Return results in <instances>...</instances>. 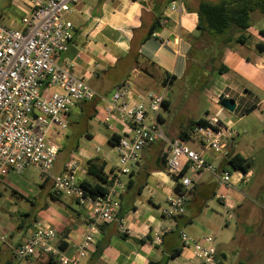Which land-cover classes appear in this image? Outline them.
Listing matches in <instances>:
<instances>
[{
	"label": "crops",
	"instance_id": "0c3cea01",
	"mask_svg": "<svg viewBox=\"0 0 264 264\" xmlns=\"http://www.w3.org/2000/svg\"><path fill=\"white\" fill-rule=\"evenodd\" d=\"M202 1L218 0H83L75 6L70 12L77 17L75 23L71 22L73 37L57 61L85 82L98 80L99 86L93 88L97 93L95 98L79 103L66 115L67 128L83 121L85 126L80 139L70 144L68 129L51 135L53 138H50L60 146L52 174L62 173L71 156L77 158L78 181L90 180L86 165L94 157L106 163L104 171L110 174L115 169L117 155L108 139L127 133L123 123L113 119L110 125L104 122L114 87L129 79L137 92L163 94L159 88L156 91L151 89L158 84L163 86L165 74L176 79L183 78L193 49L199 54L198 61L195 59L194 63L202 66L201 69L211 60L210 63L219 61L227 68L226 72L219 74V81L214 82L218 95L232 98L239 112L259 105V100L248 92L247 86L264 93V52L256 49L257 43L264 45V34L260 32L264 28L249 27L243 33L246 36L243 44L231 42L222 45V37L208 35L197 28V9ZM9 4L16 20L13 28H19L24 12L17 0H9ZM154 21L157 23L151 29ZM117 67V74L111 75ZM214 115L209 120L215 118L224 125H231L241 117L221 107L215 110ZM171 134L173 138L178 132ZM235 140L232 137L228 147ZM194 145L193 149L201 151L219 171L231 173L232 186L226 188L220 185L210 172H199L192 176V186L185 189L182 195L184 212L172 218L165 217L163 209L167 208V197L175 193V182L166 170L158 168L157 158L163 153L160 142L144 147L137 166L131 174L122 177L126 186L120 195L117 219L94 226L93 230L86 207L79 205L74 198H50V179L43 181L42 178L41 195L18 194L37 205L33 215L36 222L47 223L55 229L54 244L58 248L61 243L65 244L63 249L59 248L62 256L75 258L83 237L92 234L93 243L79 264H198L191 248L182 244L180 232L192 240L213 236L218 264H251L250 257L259 255L260 245L252 249L245 234L235 235L239 225L237 222L236 226L235 222L234 226L231 225L228 211H248L251 215L264 211V204L244 202L247 196L241 191L243 184L250 182L254 173L251 169L246 173L235 170L228 164L226 156L215 154L196 143ZM104 146L107 149H102ZM243 157L249 160V157ZM120 222L127 232L120 231ZM33 223H27L25 229L14 227L6 231L8 236L0 242V262L60 264L56 258L49 262L50 257L45 255L21 260L13 258V249L20 244ZM156 231L162 232L161 241L157 244L154 243Z\"/></svg>",
	"mask_w": 264,
	"mask_h": 264
},
{
	"label": "built area",
	"instance_id": "2783aa9c",
	"mask_svg": "<svg viewBox=\"0 0 264 264\" xmlns=\"http://www.w3.org/2000/svg\"><path fill=\"white\" fill-rule=\"evenodd\" d=\"M83 0H17L24 16L20 27L0 25V177L9 172H22L35 166L42 178L50 179L52 191L59 196L72 197L86 207L91 230L117 219L119 199L126 183L122 180L137 166L144 147L160 142L163 145L167 174L184 189L192 186V176L207 171L216 176L220 185L232 186L231 173L218 170L209 163L201 151L188 145L196 143L215 154L227 156L228 144L235 132L230 125L211 127L193 126L187 141L175 136L167 138L158 119L163 94L137 92L131 81L125 79L112 91L105 111L104 122L123 123L127 133L115 143L117 163L112 182L103 196L92 197L84 193L76 178L78 162L71 156L62 173H51L60 146L48 135L67 128V113L81 102L97 96L96 91L83 79L75 76L65 65L58 63L59 54L67 49L73 37V25L64 16ZM173 6V5H172ZM146 106L155 113L147 117ZM217 124L215 118L211 119ZM182 195L167 197V218L184 212ZM121 232L126 227L119 223ZM161 231L154 233V243H160ZM183 245L191 248L198 264H218L214 238L207 235L192 240L179 233ZM56 231L47 223L34 222L18 246L13 258L21 260L41 255L56 258L60 264H79L92 243L91 233L85 235L77 247V256L67 258L52 245ZM6 236L0 231V242Z\"/></svg>",
	"mask_w": 264,
	"mask_h": 264
},
{
	"label": "rangeland",
	"instance_id": "374dc122",
	"mask_svg": "<svg viewBox=\"0 0 264 264\" xmlns=\"http://www.w3.org/2000/svg\"><path fill=\"white\" fill-rule=\"evenodd\" d=\"M13 8L9 4V0H0V25L5 27H15L13 18ZM64 18L70 22H76L77 17L68 13ZM252 26L256 29L264 28V15L259 11H254L251 14ZM198 52L192 50L189 54V67L186 74L181 79L172 78L166 86L158 84L151 90L156 91L158 88L162 91L164 98L168 99V107L161 106L158 113L163 117L160 126L167 138L171 139V132H178V130L186 128L191 120L198 118L215 117V110L220 107V95L215 87V83L219 81L220 75L212 74L214 68L210 65L202 66L195 65V59L198 61ZM192 61V62H191ZM219 61L214 63L215 66ZM119 68L117 67L111 75L117 74ZM89 86L96 89L99 82L92 79L86 82ZM245 89L246 86L244 85ZM249 88L248 92L253 93L258 101V106L249 112L243 110L242 112L235 110L230 112L241 116L234 120L229 126L235 132V143L229 145L228 153H239L245 157H249L251 171L254 173L252 179L247 184H243L241 189L246 194L247 199L244 202H258L264 204V93L258 90ZM237 111V112H236ZM148 114L147 122L154 118L155 113L146 106ZM241 114H244L243 116ZM102 117H98V119ZM83 121H78L65 130H70V144L75 143L80 139V134L84 131ZM64 130V131H65ZM55 131L49 133V137L53 138ZM57 141V139L54 137ZM191 148H195L194 143L188 142ZM107 149V146L102 147ZM230 150V151H229ZM42 176L40 171L35 166L26 167L22 172L17 173L11 171L8 177L0 180V231L3 235L8 236L7 232L11 228L17 227L21 221V213L29 212L30 216L27 221L32 220V215L36 214L37 205L33 204L29 199L20 196L23 195H41L43 188L40 183ZM229 210L228 214L231 215L229 219L231 225H239V230L235 231V235L242 233L247 236V242L252 249L258 244L259 255H252L250 257L251 264H264V211L255 212L253 215L248 211ZM227 215V214H225ZM7 231V232H6ZM55 240V239H54ZM52 245L59 249L54 241ZM254 246V247H253ZM252 251V250H250Z\"/></svg>",
	"mask_w": 264,
	"mask_h": 264
},
{
	"label": "trees",
	"instance_id": "16d2710c",
	"mask_svg": "<svg viewBox=\"0 0 264 264\" xmlns=\"http://www.w3.org/2000/svg\"><path fill=\"white\" fill-rule=\"evenodd\" d=\"M254 11H259L264 14V0H218L215 2L210 1H202L200 2L197 9V28L203 32L207 33L211 36H220L222 37L221 44L228 45L231 42L237 44H243L246 36L243 34L249 27L252 26L251 22V14ZM156 21H154L151 29L156 25ZM262 34H264L263 30H260ZM149 32L148 35H150ZM256 49L259 52H264V45L261 43L256 44ZM213 61V60H211ZM210 61V62H211ZM208 63L211 68H214L212 74L215 72L218 74H222L226 72L227 68L222 64H218L217 66L214 63ZM174 76L165 74L162 84L166 86L168 82H171ZM168 100H163V106L168 107ZM257 107V105H252L247 108L246 112L252 111ZM159 122L161 121V117L158 114ZM199 125L204 127H211L216 129L222 123L218 122L217 124H213L207 118H198L196 120H191L188 123L186 128L180 129L178 131L177 137L187 141L189 139L190 132L193 126ZM120 139L119 136H112L108 139V142L111 145L117 143ZM154 144V143H153ZM162 144V143H161ZM152 145V144H151ZM165 155L164 153H160V156L157 158V162L159 164L158 168L160 170H166L165 166ZM226 160L231 168L235 170H240L243 173H246L249 170L250 162L248 159L244 158L239 153L235 154H227ZM105 162L99 159L98 157H94L87 161L86 165V174L90 180H79L78 183L85 194L90 195L92 197L103 196L108 185L111 184L114 170L110 171V174L105 173L104 167ZM133 171V170H132ZM131 171V172H132ZM131 174V173H130ZM47 180V178H43V181ZM174 191L180 194L185 192V189L182 187L180 183H175L173 187ZM59 195H56L53 191L50 193V198L55 200L59 198ZM30 214L29 212L21 213V221L17 225L18 229H25L27 223H29L28 218ZM34 216L32 215V220L30 222H36L34 220ZM65 247L64 243L59 245L60 249ZM44 256V255H41ZM39 256V257H41ZM36 257V258H39ZM51 257L49 262L51 261ZM0 264H11V260H6L4 262H0Z\"/></svg>",
	"mask_w": 264,
	"mask_h": 264
},
{
	"label": "water",
	"instance_id": "95a60500",
	"mask_svg": "<svg viewBox=\"0 0 264 264\" xmlns=\"http://www.w3.org/2000/svg\"><path fill=\"white\" fill-rule=\"evenodd\" d=\"M218 100L220 107L225 109L226 111L233 112L235 110L236 103L232 98H228L220 95L218 97Z\"/></svg>",
	"mask_w": 264,
	"mask_h": 264
}]
</instances>
